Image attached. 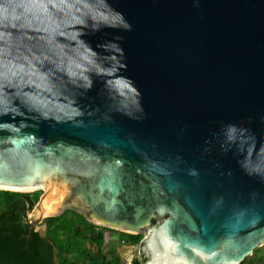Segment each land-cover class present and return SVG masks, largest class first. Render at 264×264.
I'll use <instances>...</instances> for the list:
<instances>
[{"label": "water", "instance_id": "1", "mask_svg": "<svg viewBox=\"0 0 264 264\" xmlns=\"http://www.w3.org/2000/svg\"><path fill=\"white\" fill-rule=\"evenodd\" d=\"M0 188L42 190V234L74 200L146 264H239L264 241V0H0Z\"/></svg>", "mask_w": 264, "mask_h": 264}, {"label": "trees", "instance_id": "2", "mask_svg": "<svg viewBox=\"0 0 264 264\" xmlns=\"http://www.w3.org/2000/svg\"><path fill=\"white\" fill-rule=\"evenodd\" d=\"M40 193L41 189L0 188V264H121L123 259L116 248L107 247L109 231L117 229L97 228L98 225L74 209L45 216L43 234L34 225L30 228L27 214ZM117 231L123 234L121 237L126 243H136L141 238L140 233ZM258 249L239 264L264 263V248L259 254ZM75 254L80 256L76 260L71 257ZM135 260L134 264L140 263L139 258Z\"/></svg>", "mask_w": 264, "mask_h": 264}, {"label": "flooded vegetation", "instance_id": "3", "mask_svg": "<svg viewBox=\"0 0 264 264\" xmlns=\"http://www.w3.org/2000/svg\"><path fill=\"white\" fill-rule=\"evenodd\" d=\"M42 191V190H41ZM70 205H72V206H75V207H77V208H80V209H82V210H84L85 211V213H82V212H80V211H78L76 208H74V207H69V209H74L75 211H78V212H80V213H82L84 216H85V218H87V215H89V209L86 207V206H80L79 204H77L74 200L72 201H70ZM68 209V208H67ZM167 214H165V215H153L152 217H151V223L149 224V227H152V226H154V225H156V224H158L163 218H164V216H166ZM88 219V218H87ZM89 220V219H88ZM90 222H93V223H95L96 225H98L97 226V228H99L100 226H107V225H103V224H100V223H97V222H94V221H91V220H89ZM107 227H109V226H107ZM101 228V227H100ZM111 228H113V229H117V230H121V229H119V228H117V227H111ZM122 231H125V230H122ZM110 232V231H109ZM125 232H128V231H125ZM137 233H140L141 234V238H140V240H139V242H141V244H140V246H139V256L135 253V252H133L132 254H131V257H130V259L126 262L123 258H122V256H121V254H120V251H119V248H118V245H113V244H107V247H109V246H113V247H115L116 248V250H117V252H118V254L121 256V258L123 259L122 260V262H121V264H134L135 262H136V260H135V258H139L140 259V263L139 264H146V262H147V260H149V256L145 253V250H144V243H145V239H144V235H145V233L143 232V231H140V232H137ZM120 235L121 236H123L122 235V233L121 234H118L117 235V237L119 238L120 237ZM121 238V241H123L122 240V237H120ZM119 238V239H120ZM122 244V243H121ZM106 247V246H105Z\"/></svg>", "mask_w": 264, "mask_h": 264}, {"label": "rangeland", "instance_id": "4", "mask_svg": "<svg viewBox=\"0 0 264 264\" xmlns=\"http://www.w3.org/2000/svg\"><path fill=\"white\" fill-rule=\"evenodd\" d=\"M43 223H44V229L46 230V223L44 221H43ZM118 234H121V233H119L117 230H111L109 232V240L108 241H109V244L118 245V248H119V251H120V254H121L122 258L127 262L130 259L131 254L133 252H135L139 256V246H140V242H136V243H126L124 241H121V238H120L121 235L119 237L120 239L117 237ZM75 242H76V240H74V243ZM257 247L259 249H258V251L256 253H258V254L259 253H262L263 252V248H264V241L261 243V245H259ZM254 253H255V251H253V253L250 254V255H253ZM250 255H247V256H250ZM71 257L74 260H76L80 256L78 254H75V255H72ZM247 264H249V263H247ZM262 264H264V263H262Z\"/></svg>", "mask_w": 264, "mask_h": 264}, {"label": "bare ground", "instance_id": "5", "mask_svg": "<svg viewBox=\"0 0 264 264\" xmlns=\"http://www.w3.org/2000/svg\"><path fill=\"white\" fill-rule=\"evenodd\" d=\"M48 215H50V214H48Z\"/></svg>", "mask_w": 264, "mask_h": 264}]
</instances>
